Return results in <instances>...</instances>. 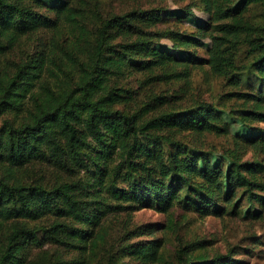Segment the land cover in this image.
Masks as SVG:
<instances>
[{"label": "trees", "instance_id": "obj_1", "mask_svg": "<svg viewBox=\"0 0 264 264\" xmlns=\"http://www.w3.org/2000/svg\"><path fill=\"white\" fill-rule=\"evenodd\" d=\"M173 1L176 17L196 8L208 16L209 28L201 25L185 37L159 28L154 9L104 12V0H0V264H95L105 223L121 213L127 217L120 257L160 264L168 249L162 238L148 236H174L177 210L261 216L264 181L256 176L264 177V160L234 172L233 161L224 168L222 155L173 146L182 133H226V106L199 102L167 110L174 94L153 92L132 112L120 107L135 97L119 84L126 76L139 73L143 87L207 65L246 91L229 96L254 101L251 110L241 111L242 126L264 120V0ZM43 30L50 36L42 48L11 57L24 39ZM205 30L211 42L203 58L194 49ZM163 38L171 48L152 54ZM240 45L252 59L238 69ZM252 142L264 149V136ZM143 208L166 221L130 228L131 214ZM46 243L73 256L45 253ZM192 245L201 243L172 250L185 264H243L230 253L188 258ZM34 247L41 252L31 256Z\"/></svg>", "mask_w": 264, "mask_h": 264}, {"label": "rangeland", "instance_id": "obj_2", "mask_svg": "<svg viewBox=\"0 0 264 264\" xmlns=\"http://www.w3.org/2000/svg\"><path fill=\"white\" fill-rule=\"evenodd\" d=\"M47 5L58 4L60 0H43ZM173 0H104V12H124L134 7H142L146 9H154L151 13L152 18L159 28H171L185 37H191L195 30L201 25H207L209 28L208 16L193 8L191 15L176 17L177 7ZM161 9H156V8ZM252 11L255 9H251ZM252 14V13H251ZM180 18V22L176 21ZM209 31L202 32L199 36L201 45L194 49V52L203 58L207 57V46L210 45L208 37ZM50 36V31L43 30L32 39H24L23 44L13 50V59L19 58L23 52L31 47L42 48L47 43ZM171 48V42L168 39H161L159 44L154 46L152 54L157 55L167 52ZM252 59V54L245 46H239L235 53V62L238 69L246 67ZM190 72L185 78L181 79H164L161 82L149 83L141 85L139 73L126 76L119 84L123 87H129L135 92V97L131 103L120 106L127 111H133L142 103H148L149 95L153 92L164 94H174V99L164 105L168 109H186L192 107L199 102H212L226 106V120L229 122L228 131L226 133H182L175 135L173 143L184 145L190 149H198L207 152H213L224 156L225 167L228 166V161H233L234 172L239 168V165L245 164L255 158L264 160L263 146H254V142L250 143L251 139L264 136V120H252L247 127L241 125V116L243 110H251L255 104L254 101L246 98H238L229 96L232 92H246L244 88L234 85L230 80L214 74L207 65L199 67L190 66ZM162 94V93H160ZM163 95V94H162ZM251 108V109H250ZM264 113V106L261 108ZM250 140V141H249ZM263 145V144H262ZM240 169V168H239ZM42 173V172H41ZM37 174V173H36ZM45 174H49L45 173ZM256 178L264 181V177L259 173ZM257 194H263L257 192ZM238 195V194H237ZM247 201L242 203V210L246 208ZM259 208L256 206V209ZM260 209V208H259ZM261 216L258 218L245 217L243 211L236 216L224 215L221 217L208 215L198 216L194 212L176 211L177 233L169 237L166 233H155L149 235L148 240H153L157 236L164 240L163 245H166L165 262L160 264H185L184 259L174 255L173 247L180 245H189L194 242L201 243L200 246H193L187 254V257L203 255L205 258H212L216 254H231L243 264H264V209H261ZM126 213H121L116 218H113L108 223H105L107 228L106 239L99 242V255L95 264H135L133 260L121 258L118 247L121 244L122 227L126 225ZM165 216L156 212L152 208H143L131 214L129 227L135 225L165 222ZM120 222V223H119ZM178 239L179 243H175L174 239ZM139 239V238H138ZM170 239V240H169ZM149 242V241H147ZM42 250L48 254L61 255L63 258H70L73 255L67 253L62 247L55 244L46 243ZM117 250V252H116ZM41 249L34 247L31 256L37 255ZM158 264V263H155Z\"/></svg>", "mask_w": 264, "mask_h": 264}]
</instances>
